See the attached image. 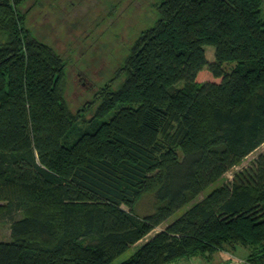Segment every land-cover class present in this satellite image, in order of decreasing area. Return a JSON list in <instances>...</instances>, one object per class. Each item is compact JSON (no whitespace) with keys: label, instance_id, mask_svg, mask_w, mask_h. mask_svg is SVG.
<instances>
[{"label":"trees","instance_id":"obj_1","mask_svg":"<svg viewBox=\"0 0 264 264\" xmlns=\"http://www.w3.org/2000/svg\"><path fill=\"white\" fill-rule=\"evenodd\" d=\"M29 1L0 0V264H111L195 198L119 264L237 245L264 264V150L204 193L264 144L262 0H133L125 15L153 16L72 142L71 61L27 24ZM147 192L155 211L140 217Z\"/></svg>","mask_w":264,"mask_h":264},{"label":"rangeland","instance_id":"obj_2","mask_svg":"<svg viewBox=\"0 0 264 264\" xmlns=\"http://www.w3.org/2000/svg\"><path fill=\"white\" fill-rule=\"evenodd\" d=\"M132 2L133 0H31L20 8L26 13L27 24L33 30L44 34V37H47V40L61 54H65L68 61H71L65 95L73 111L80 109L84 111L78 115L79 118L70 133L69 142L87 128L89 121L95 115L100 101L98 97L94 105L92 101L99 84L112 81L114 85H117L121 82L122 79L116 75L117 70L128 53L132 41L141 31L139 27H144V24L150 20L149 17L153 16L150 5L145 6L142 3L137 4L132 13L127 12L125 15L123 10L128 9ZM262 12L264 18V0H262ZM206 54L209 60H213L214 47L207 46ZM83 56L86 57L82 58ZM228 66L231 67L230 64ZM262 150H264V144L229 170L225 178L215 182L204 193L208 194L225 180L231 179L237 170L250 165ZM196 200L197 198L192 199L186 207ZM155 206L154 194L142 193L134 205V213L143 217L153 213ZM123 207L128 210L127 206ZM186 207L157 226L111 264H119L127 259L145 241L180 216ZM11 237L10 222H0V241H10Z\"/></svg>","mask_w":264,"mask_h":264},{"label":"crops","instance_id":"obj_3","mask_svg":"<svg viewBox=\"0 0 264 264\" xmlns=\"http://www.w3.org/2000/svg\"><path fill=\"white\" fill-rule=\"evenodd\" d=\"M240 250V252L238 251ZM250 250L242 245H237L234 249L222 248L217 250L211 257L196 256L193 258H181L173 264H249L248 256Z\"/></svg>","mask_w":264,"mask_h":264},{"label":"built area","instance_id":"obj_4","mask_svg":"<svg viewBox=\"0 0 264 264\" xmlns=\"http://www.w3.org/2000/svg\"><path fill=\"white\" fill-rule=\"evenodd\" d=\"M230 264H233V260H231Z\"/></svg>","mask_w":264,"mask_h":264}]
</instances>
